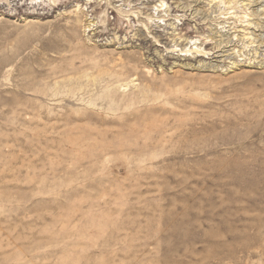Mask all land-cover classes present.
I'll return each mask as SVG.
<instances>
[{
	"label": "rangeland",
	"instance_id": "1",
	"mask_svg": "<svg viewBox=\"0 0 264 264\" xmlns=\"http://www.w3.org/2000/svg\"><path fill=\"white\" fill-rule=\"evenodd\" d=\"M0 264H264V0H0Z\"/></svg>",
	"mask_w": 264,
	"mask_h": 264
},
{
	"label": "bare ground",
	"instance_id": "2",
	"mask_svg": "<svg viewBox=\"0 0 264 264\" xmlns=\"http://www.w3.org/2000/svg\"><path fill=\"white\" fill-rule=\"evenodd\" d=\"M163 6H166V8H167V4H166L164 1L159 2V5H157L158 8H159V7L162 8ZM193 41H194V40H193ZM191 42H192V40L189 41V43H191ZM191 44H192V43H191ZM193 44H194V45L197 44V41H195ZM188 45H189V44H188ZM194 45H193V46H194ZM185 47H186V46H185ZM190 47H191V46H190ZM197 48H199V47L196 46L195 49H197Z\"/></svg>",
	"mask_w": 264,
	"mask_h": 264
}]
</instances>
